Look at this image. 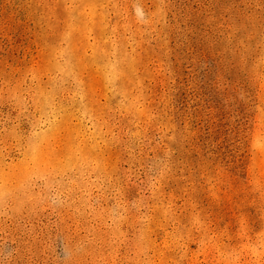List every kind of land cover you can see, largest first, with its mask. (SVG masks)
Segmentation results:
<instances>
[{
  "label": "rangeland",
  "instance_id": "374dc122",
  "mask_svg": "<svg viewBox=\"0 0 264 264\" xmlns=\"http://www.w3.org/2000/svg\"><path fill=\"white\" fill-rule=\"evenodd\" d=\"M0 264H264V0H0Z\"/></svg>",
  "mask_w": 264,
  "mask_h": 264
}]
</instances>
